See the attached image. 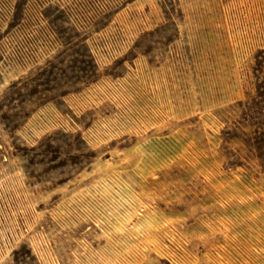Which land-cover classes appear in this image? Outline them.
Returning a JSON list of instances; mask_svg holds the SVG:
<instances>
[{
	"label": "rangeland",
	"instance_id": "rangeland-1",
	"mask_svg": "<svg viewBox=\"0 0 264 264\" xmlns=\"http://www.w3.org/2000/svg\"><path fill=\"white\" fill-rule=\"evenodd\" d=\"M43 16L50 51L0 73V264H264V0Z\"/></svg>",
	"mask_w": 264,
	"mask_h": 264
},
{
	"label": "built area",
	"instance_id": "built-area-1",
	"mask_svg": "<svg viewBox=\"0 0 264 264\" xmlns=\"http://www.w3.org/2000/svg\"><path fill=\"white\" fill-rule=\"evenodd\" d=\"M17 0H0V26L12 16ZM123 0H25L23 19L0 40V73L9 74L40 61L53 47L52 28L43 16L55 6L77 29H86L94 19Z\"/></svg>",
	"mask_w": 264,
	"mask_h": 264
},
{
	"label": "trees",
	"instance_id": "trees-1",
	"mask_svg": "<svg viewBox=\"0 0 264 264\" xmlns=\"http://www.w3.org/2000/svg\"><path fill=\"white\" fill-rule=\"evenodd\" d=\"M263 93L258 94L259 99H254L252 105H246L244 108V117L248 118L253 130V143L252 146L256 151V158L259 161V165L264 168V109L258 106V103L264 101ZM263 98V99H262Z\"/></svg>",
	"mask_w": 264,
	"mask_h": 264
}]
</instances>
